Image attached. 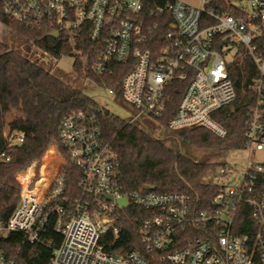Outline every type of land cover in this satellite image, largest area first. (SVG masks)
<instances>
[{
  "label": "built area",
  "instance_id": "built-area-1",
  "mask_svg": "<svg viewBox=\"0 0 264 264\" xmlns=\"http://www.w3.org/2000/svg\"><path fill=\"white\" fill-rule=\"evenodd\" d=\"M234 3L231 11H221L210 8L208 0L201 6L184 0H0V15L70 37L87 34L97 47L93 68L98 73L113 63L128 67L122 96L132 110L130 121L145 117L159 123L167 112L169 88L186 82L167 128L204 126L225 136L213 114L236 98L227 64L239 46L259 71L254 89H264V0ZM163 25L170 28L160 35ZM218 35L227 41L221 50L214 46ZM107 90L116 98L113 89ZM262 103L259 98L252 110L244 145L227 151L228 159L205 176L219 189L207 208L178 191H126L118 155L95 117L84 110L66 114L59 135L81 171L80 195L66 205V161L57 147L63 162L47 186L38 161L16 175L20 198L0 222V235L19 232L30 242H48L53 246L49 264H264V162L249 156L239 164L238 156L232 157L264 151ZM4 136L11 146L21 144L25 134L6 128ZM123 196L127 203L120 206ZM129 205L147 212L136 217L142 247L107 250L101 238L107 233L113 240L119 237L118 221ZM50 230L61 236L58 244L49 239ZM0 264H17L2 245Z\"/></svg>",
  "mask_w": 264,
  "mask_h": 264
},
{
  "label": "trees",
  "instance_id": "trees-1",
  "mask_svg": "<svg viewBox=\"0 0 264 264\" xmlns=\"http://www.w3.org/2000/svg\"><path fill=\"white\" fill-rule=\"evenodd\" d=\"M235 1L208 0V6L231 11ZM0 21L47 54L55 57L73 56L75 68H83L85 77L98 86L113 89L117 100L123 102L122 79L128 67L113 63L107 72H96L93 66L97 47L87 34L70 37L67 32H61L58 37H53L44 26L20 24L2 15ZM169 28L170 26L163 25L157 32L161 35ZM215 40L214 46L220 50L222 44L227 43L221 39V35ZM146 47L151 51L156 49L150 45ZM227 68L236 89V98L213 114L227 130L225 136H219L204 126L174 130L167 128V122L175 114L186 82L175 81L169 88L167 112L158 124L182 142L200 148L227 153L230 149L242 147L252 110L259 98L263 99L261 106L264 119V89L261 92L254 89L253 83L259 77V71L243 47H238V54L228 62ZM77 110H84L95 117L102 137L117 153L120 181L126 191L153 186L156 191L185 193L199 208L212 205V199L219 189L204 179L220 162L199 161L189 157L173 144H168L141 128L135 121L103 107L92 96L11 48L0 38V222H5L10 217L19 201L17 172L34 161H41L54 142L66 159L63 166L66 182L64 195L68 199L66 205L69 206L80 195L78 183L81 171L68 156L59 135L61 120L66 114ZM6 128L23 132L24 141L10 146L4 136ZM175 136L173 137L176 138ZM2 154L9 157V160H4ZM61 162L56 145L53 144L43 165L44 179L48 183ZM146 214L144 209L129 205L118 221L119 237L113 240L111 233H107L101 238V243L110 251L141 248L143 240L137 230L136 217L143 218ZM48 237L54 238L55 244L61 241V236L51 230ZM0 245L17 264H49L53 247L48 242H30L19 232L0 235Z\"/></svg>",
  "mask_w": 264,
  "mask_h": 264
},
{
  "label": "rangeland",
  "instance_id": "rangeland-1",
  "mask_svg": "<svg viewBox=\"0 0 264 264\" xmlns=\"http://www.w3.org/2000/svg\"><path fill=\"white\" fill-rule=\"evenodd\" d=\"M184 1L194 4L196 6H201L204 2V0H184ZM0 38L6 43H8V45L11 48L28 56L32 60L43 65L50 72L54 73L55 75L62 78L66 82L70 83L71 85L81 89L86 94L92 96L103 107L109 109L113 113L125 119H129L132 117V110L128 104L117 100L112 94L108 92L107 89L98 86L93 81L85 77V75L83 74L84 73L83 68L77 69L73 66V59H74L73 56L64 55L61 57H55L53 55L47 54L38 47H36L34 44H32V42L29 39L9 29L1 21H0ZM135 122L139 124L141 128L152 133L154 136L163 139L168 144H173L175 148L180 149L183 153H185L186 155H188L193 159L199 161H206V162H215V161L220 162V161H226L228 159L227 153L223 151L204 149L197 147L195 145H190L188 143L182 142L174 134L166 132V130H164L157 122H154L148 118L140 117ZM173 136H175L176 138H174ZM53 144L56 145V149H57L58 144L56 142H54ZM49 149L46 151L41 161L37 162L38 168H43ZM237 156L239 158L237 160L239 164L243 163L244 160L249 158V156L253 160L264 162V151L257 150L254 151L251 155L245 152L232 153V157L236 158ZM62 157H63L62 159L66 161L65 157L64 156ZM26 168L27 166L21 169L20 171H18L16 175H18V173L24 172Z\"/></svg>",
  "mask_w": 264,
  "mask_h": 264
},
{
  "label": "water",
  "instance_id": "water-1",
  "mask_svg": "<svg viewBox=\"0 0 264 264\" xmlns=\"http://www.w3.org/2000/svg\"><path fill=\"white\" fill-rule=\"evenodd\" d=\"M49 35H51L53 37H58L59 36V33L57 31H52V32L49 33ZM148 188L153 189V186H148ZM108 198L111 199L112 197L111 196H108ZM118 203H119L120 206H125L126 203H127L126 197L123 196V197L119 198L118 199Z\"/></svg>",
  "mask_w": 264,
  "mask_h": 264
},
{
  "label": "bare ground",
  "instance_id": "bare-ground-1",
  "mask_svg": "<svg viewBox=\"0 0 264 264\" xmlns=\"http://www.w3.org/2000/svg\"><path fill=\"white\" fill-rule=\"evenodd\" d=\"M48 184H49L48 181H47V180H44V185H43V187L47 186Z\"/></svg>",
  "mask_w": 264,
  "mask_h": 264
}]
</instances>
